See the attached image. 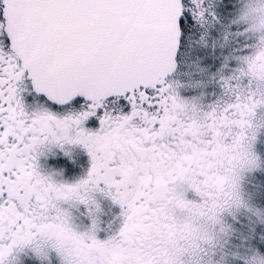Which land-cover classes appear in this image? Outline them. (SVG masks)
I'll return each instance as SVG.
<instances>
[{
	"label": "snow or ice",
	"instance_id": "1",
	"mask_svg": "<svg viewBox=\"0 0 264 264\" xmlns=\"http://www.w3.org/2000/svg\"><path fill=\"white\" fill-rule=\"evenodd\" d=\"M0 264H264V0H0Z\"/></svg>",
	"mask_w": 264,
	"mask_h": 264
}]
</instances>
